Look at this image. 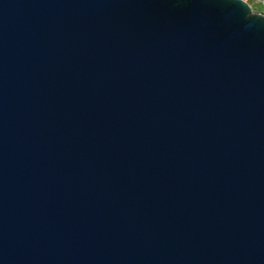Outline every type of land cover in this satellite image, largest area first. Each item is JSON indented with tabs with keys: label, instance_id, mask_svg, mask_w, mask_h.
<instances>
[{
	"label": "water",
	"instance_id": "water-1",
	"mask_svg": "<svg viewBox=\"0 0 264 264\" xmlns=\"http://www.w3.org/2000/svg\"><path fill=\"white\" fill-rule=\"evenodd\" d=\"M0 264H264V12L0 0Z\"/></svg>",
	"mask_w": 264,
	"mask_h": 264
},
{
	"label": "crops",
	"instance_id": "crops-1",
	"mask_svg": "<svg viewBox=\"0 0 264 264\" xmlns=\"http://www.w3.org/2000/svg\"><path fill=\"white\" fill-rule=\"evenodd\" d=\"M252 7L260 8V10L264 11V2L262 0H250Z\"/></svg>",
	"mask_w": 264,
	"mask_h": 264
},
{
	"label": "rangeland",
	"instance_id": "rangeland-1",
	"mask_svg": "<svg viewBox=\"0 0 264 264\" xmlns=\"http://www.w3.org/2000/svg\"><path fill=\"white\" fill-rule=\"evenodd\" d=\"M253 9H254L255 11H262V10H260V8H257V7H254V6H253ZM262 12H264V11H262Z\"/></svg>",
	"mask_w": 264,
	"mask_h": 264
},
{
	"label": "built area",
	"instance_id": "built-area-1",
	"mask_svg": "<svg viewBox=\"0 0 264 264\" xmlns=\"http://www.w3.org/2000/svg\"><path fill=\"white\" fill-rule=\"evenodd\" d=\"M250 2V0H248ZM264 2V0H262Z\"/></svg>",
	"mask_w": 264,
	"mask_h": 264
}]
</instances>
